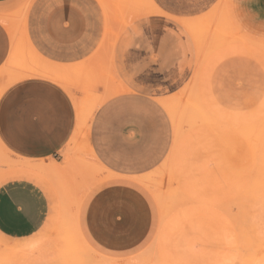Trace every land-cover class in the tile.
Here are the masks:
<instances>
[{
	"label": "crops",
	"instance_id": "1",
	"mask_svg": "<svg viewBox=\"0 0 264 264\" xmlns=\"http://www.w3.org/2000/svg\"><path fill=\"white\" fill-rule=\"evenodd\" d=\"M222 2L0 0V149L16 165L0 183L1 236L28 242L45 230L51 190L32 173H67L73 168L67 147L85 144L91 161L111 177L87 201V237L100 247L119 248L142 233L145 201L131 180L165 159L171 134L162 98L188 83L197 62L196 39L182 21L194 24ZM225 2L243 28L264 32V0ZM26 8L29 42L42 59L64 69L65 86L33 75L10 81L15 74L5 73L14 63L4 19ZM108 24L120 31L112 56L104 58L99 50ZM74 97L85 111L105 100L89 122L87 139L76 134Z\"/></svg>",
	"mask_w": 264,
	"mask_h": 264
},
{
	"label": "rangeland",
	"instance_id": "2",
	"mask_svg": "<svg viewBox=\"0 0 264 264\" xmlns=\"http://www.w3.org/2000/svg\"><path fill=\"white\" fill-rule=\"evenodd\" d=\"M225 1L194 23V73L162 98L169 108L160 103L171 134L165 159L131 180L146 206L138 239L105 248L87 237V201L111 177L89 145L68 146L67 173H32L51 190L49 224L28 242L0 235V264H264V32L243 28ZM13 68L5 73L23 70ZM11 165L0 149V183Z\"/></svg>",
	"mask_w": 264,
	"mask_h": 264
},
{
	"label": "bare ground",
	"instance_id": "3",
	"mask_svg": "<svg viewBox=\"0 0 264 264\" xmlns=\"http://www.w3.org/2000/svg\"><path fill=\"white\" fill-rule=\"evenodd\" d=\"M150 4V3H149ZM152 5V4H151ZM153 9H151L149 12H152ZM210 12V11H209ZM208 13V12H207ZM26 16H27V8L20 12V14H18L15 17L9 18V19H4L5 21H8V25H6V28L9 32L10 35V39H11V44H12V55H11V61L12 64L11 68L16 67L19 63L17 62V59H20V67H22L23 70H21V73H17L15 74L13 77L9 78L10 81L18 79L22 76H27V75H33V76H40L46 79H50V80H54L62 85H64V73L61 70H64L62 68H60V66H56V65H52L49 64V62L44 59H42L32 48L28 37L26 35ZM202 18V17H199ZM199 18H197L199 20ZM192 20V19H190ZM185 21V20H184ZM183 23L186 24V26H188V28L190 29V31L193 33L194 35V39H196L197 45H198V50H201V46H200V39L198 38L197 34H196V25L197 24H188L187 22ZM189 21V20H188ZM182 23V24H183ZM201 23V21H200ZM126 23H124L125 25ZM114 27V26H113ZM111 24H108V28L106 31V35L105 38L103 40L102 45L100 46V50H99V55L104 57V55H106L104 58L107 57V54L109 56H112L113 53V47L116 41V38L119 34L120 28L114 29ZM116 27V26H115ZM123 29V27H121V30ZM188 29V30H189ZM25 49V50H24ZM24 51H26L27 53H29V56H27ZM201 52V51H200ZM249 53V52H247ZM97 54V55H98ZM102 54V55H101ZM181 55V54H180ZM180 59V58H179ZM15 63L17 65H15ZM14 69V68H13ZM16 70V69H14ZM74 70V69H73ZM10 73H12V71L10 70ZM99 77V75H98ZM106 81V80H105ZM65 86V85H64ZM123 89V88H121ZM109 94H111L109 92ZM106 95V93H105ZM113 95V93H112ZM107 97V96H106ZM110 97V95L108 96V98ZM107 98V99H108ZM100 99V98H99ZM98 101L95 102L93 108L91 110H89V108H87L85 111V107L83 103L81 102H77L75 97L73 98L74 103L76 104V108H77V126H76V134H82L84 135L85 139H87V131L89 128V122L95 112V110L97 109V107L102 103L103 99H100ZM105 101V100H104ZM167 101H162V104L164 105L165 108H169L170 103ZM17 165H19V163H17ZM11 166H16L11 165ZM77 230H76V235H77ZM80 232L78 233V237ZM80 238L79 240L82 241ZM79 241V242H80ZM84 245H86V243L83 241ZM84 248V247H83ZM87 248V247H85ZM89 251V250H88ZM16 254V253H14Z\"/></svg>",
	"mask_w": 264,
	"mask_h": 264
}]
</instances>
